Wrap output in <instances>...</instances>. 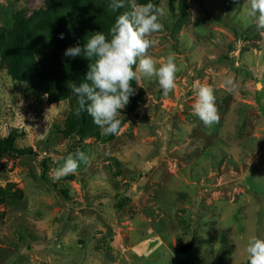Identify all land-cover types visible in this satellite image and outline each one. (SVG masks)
<instances>
[{
    "label": "rangeland",
    "instance_id": "374dc122",
    "mask_svg": "<svg viewBox=\"0 0 264 264\" xmlns=\"http://www.w3.org/2000/svg\"><path fill=\"white\" fill-rule=\"evenodd\" d=\"M46 1L0 0V137L15 132L36 154L0 155V264H249L248 240L264 239V30L246 0H154L168 12L149 54L175 53L176 87L165 97L141 80L119 133L84 140L66 127L68 101L31 92L35 52L33 71L13 78L1 45ZM197 81L215 89L211 127L192 111ZM77 149L90 162L55 179Z\"/></svg>",
    "mask_w": 264,
    "mask_h": 264
},
{
    "label": "clouds",
    "instance_id": "9594fccd",
    "mask_svg": "<svg viewBox=\"0 0 264 264\" xmlns=\"http://www.w3.org/2000/svg\"><path fill=\"white\" fill-rule=\"evenodd\" d=\"M246 4L245 15L249 23L257 30H264V0H246ZM108 8L113 12L128 10L117 16L108 35L96 32L83 49L69 47L64 55L76 57L83 52L93 61L79 86L70 83V90L77 97L74 114L79 116L81 112H87L102 135H116L121 129V111L135 94L132 82L155 81L167 97L175 89L176 74L182 69L175 62V53L170 52L160 62L149 54V49L158 43L154 34L164 31L162 18L167 15L166 6L152 2L138 4L135 0H110ZM63 38L61 34L60 39ZM223 86L229 91L237 88L231 77L223 81ZM194 87L196 99L192 111L206 127H211L220 120L215 89L199 81ZM89 162V156L77 149L64 158L62 166L55 170L54 178L75 174L81 164ZM246 251L249 264H264V239L252 237L247 242Z\"/></svg>",
    "mask_w": 264,
    "mask_h": 264
},
{
    "label": "trees",
    "instance_id": "16d2710c",
    "mask_svg": "<svg viewBox=\"0 0 264 264\" xmlns=\"http://www.w3.org/2000/svg\"><path fill=\"white\" fill-rule=\"evenodd\" d=\"M147 1L156 4L154 0ZM109 3L110 0H47L44 9L26 19L17 32H8L6 44L1 43L13 58V64L11 62L9 67L13 78L21 77V69L33 71L34 57L31 53L35 52L43 66L34 72V79L29 84L31 92L37 98H41V93L46 94L53 103L68 101L70 115L67 117L66 127L70 134H75L81 140L96 135L99 127L87 112H81L79 116L74 114L77 97L71 92L70 83L75 82L79 86L85 80L90 70L89 65L93 61L83 52L76 57H66L64 52L75 46L83 49L91 35L96 32L108 35L117 16L128 10L125 8L113 12L108 8ZM61 34L63 39H60ZM132 87L135 94L130 97L126 108L128 117L134 114L144 95L141 89L136 90V81L132 82ZM17 137L15 132L5 138L0 137V155L34 157L36 154L32 148L16 146ZM40 166V178L47 182V160H42ZM58 193L67 198L63 191L58 190Z\"/></svg>",
    "mask_w": 264,
    "mask_h": 264
},
{
    "label": "water",
    "instance_id": "95a60500",
    "mask_svg": "<svg viewBox=\"0 0 264 264\" xmlns=\"http://www.w3.org/2000/svg\"><path fill=\"white\" fill-rule=\"evenodd\" d=\"M192 246H193V242L185 243L184 245H182L180 251L181 252L187 251L188 249L192 248Z\"/></svg>",
    "mask_w": 264,
    "mask_h": 264
}]
</instances>
